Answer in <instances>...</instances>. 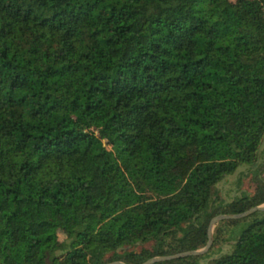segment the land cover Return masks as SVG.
<instances>
[{"label":"trees","instance_id":"1","mask_svg":"<svg viewBox=\"0 0 264 264\" xmlns=\"http://www.w3.org/2000/svg\"><path fill=\"white\" fill-rule=\"evenodd\" d=\"M263 137L264 0H0V264L200 249L264 204ZM212 237L150 264H264V210Z\"/></svg>","mask_w":264,"mask_h":264},{"label":"water","instance_id":"2","mask_svg":"<svg viewBox=\"0 0 264 264\" xmlns=\"http://www.w3.org/2000/svg\"><path fill=\"white\" fill-rule=\"evenodd\" d=\"M256 210H264V204L262 205H257L254 207L249 208L248 210L241 212V213H235V214H218L216 216H214L210 222H209V226H208V232H207V243L204 247L200 248V249H196V250H190V251H184V252H180V253H176V254H172V255H165V256H158V257H153L150 258L148 260H146L143 264H150L156 261H161V260H168V259H174V258H179V257H183V256H187V255H198V254H202L204 252H206L211 243H212V230H213V226L215 223L224 220V219H236V218H240L243 216L248 215L249 213L256 211ZM107 264H125L123 262L120 261H111L108 262Z\"/></svg>","mask_w":264,"mask_h":264},{"label":"rangeland","instance_id":"3","mask_svg":"<svg viewBox=\"0 0 264 264\" xmlns=\"http://www.w3.org/2000/svg\"><path fill=\"white\" fill-rule=\"evenodd\" d=\"M233 1V0H231ZM74 129L76 131L78 130H82V131H92V128L89 127L82 119L80 118H75V122H74ZM264 146V137L262 139L261 142V147ZM108 149H111V147L109 145L106 146ZM114 154L119 157L120 153L117 150H113ZM248 166L246 165H242L238 168V170L232 174L226 177V179L224 181H222L218 187L221 190L222 194L229 199L234 193H236V190H234L235 188V181L236 179L241 175V173L243 171H245L247 169ZM67 233L65 230H61L60 231V237H59V241L63 240L66 237ZM108 261L105 260V262H103L102 264H107ZM199 264H210L209 260L207 258H203L200 260Z\"/></svg>","mask_w":264,"mask_h":264}]
</instances>
